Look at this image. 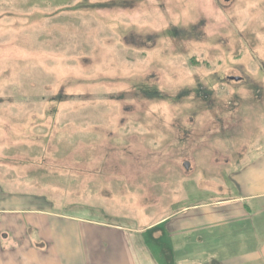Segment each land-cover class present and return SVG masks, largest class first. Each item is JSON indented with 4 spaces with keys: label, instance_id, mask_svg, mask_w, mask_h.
I'll use <instances>...</instances> for the list:
<instances>
[{
    "label": "rangeland",
    "instance_id": "1",
    "mask_svg": "<svg viewBox=\"0 0 264 264\" xmlns=\"http://www.w3.org/2000/svg\"><path fill=\"white\" fill-rule=\"evenodd\" d=\"M201 19L204 38L171 33ZM132 31L158 33L157 44ZM263 90L264 0H0L1 207L43 211L1 212V241L15 225L3 249L34 257L15 264H61L14 250L17 235L36 246L44 224L72 220L85 264H165L178 231L202 243L183 264H211L214 235L231 237L219 252L254 246L245 231L264 242V200L256 219L236 216L228 230L197 222L236 195L230 161L264 140ZM65 253L63 264H75Z\"/></svg>",
    "mask_w": 264,
    "mask_h": 264
},
{
    "label": "crops",
    "instance_id": "2",
    "mask_svg": "<svg viewBox=\"0 0 264 264\" xmlns=\"http://www.w3.org/2000/svg\"><path fill=\"white\" fill-rule=\"evenodd\" d=\"M260 79V78H259ZM264 92V90H263ZM262 99H264V93L262 96ZM244 156V155H243ZM231 165L236 164L233 166V169L228 172V178L230 180V185L232 187V192H236V195H232L229 197H225L218 201L211 202L210 205H212L213 208H223L222 211L214 212V210L211 214H209L205 219H197V222H200L201 224H205L204 226L200 227L199 229H207V230H213L218 227H222L228 230V224L231 223V221H238L241 222L244 220V218L248 221L251 219H256V217L251 214V211H253L254 207L257 202H262L264 200V140L259 143L258 148L255 152L251 153L248 157H237L236 160L230 161ZM11 196V195H9ZM10 202H6L1 207L0 202V214L3 212V214L8 213H42V210L37 209L36 207L28 208V207H7ZM232 212H235L233 214ZM231 214V215H230ZM237 216V217H236ZM254 216V217H252ZM237 219H234V218ZM252 217V218H251ZM255 222V220H252ZM77 220L69 221L66 225L62 222H56V223H49L47 222L45 225L46 240L41 239L38 242V245L34 246L29 242L24 241V237L22 238L20 235L19 239L20 241L17 242V248L14 250H17L21 247V253H24L25 251L30 252H40L44 253L46 252L48 258L53 256L54 259H60L61 264H63V259H67L65 256L67 251L69 253V258L74 260L75 264H85L84 259L86 258L84 256V242L82 240L81 231L78 228ZM37 226L35 223L33 226L31 224H25L23 225V236L30 234V231L32 230V227ZM14 224H7L5 226V229L10 232V234H3L4 238L3 241H1V223H0V260H10V264H15L17 261L28 259L32 260L34 257L31 253H28L25 255H14V254H8V252L3 249V242L12 235H15L14 232ZM53 228L55 232L58 235H54ZM199 229H194L195 231ZM40 230V229H39ZM49 230V231H48ZM226 230V231H227ZM38 231V230H35ZM193 231V230H192ZM244 232V234H240L241 241H244V243H247V241L250 243V239L253 238L254 246L248 247L245 250L240 251H231V250H219L216 251V248L218 246V242L228 243V240L231 239L229 236V232L226 234H221L219 236L214 235L210 240H207L206 243L208 244L206 247L208 248L206 251H210L209 254H207L209 258V261H211V264H264V242L259 239V237L256 238V234L250 233V231ZM51 235V237L49 236ZM238 235V234H237ZM55 237H62V238H55ZM64 237V239H63ZM93 237H89V241L93 244V248L91 250L92 252H95L96 254V248H95V240L92 239ZM92 239V240H91ZM240 241V242H241ZM257 242V243H256ZM61 244L62 251H59V254L54 256L52 254H49L51 252L55 245ZM199 243L201 241L195 237L193 239V236L184 235L182 231L175 232L173 234V237H171L169 244L170 248H168V251L165 252L167 254L165 259V264H183L185 262V259L188 257L185 256V254L191 255L194 250H197L199 246ZM211 243V244H210ZM49 244V245H48ZM202 244V243H201ZM195 245V246H194ZM190 246V251L187 253L182 252L183 248ZM204 248V247H203ZM214 248V249H213ZM60 249V248H59ZM13 250V251H14ZM90 252V251H89ZM220 254L221 258H215L216 256L214 254ZM164 254V255H165ZM228 254V255H227ZM184 255V256H183ZM197 255V252H196ZM227 255V256H226ZM199 255H197L198 257ZM143 257V256H142ZM187 257V258H186ZM196 257V256H195ZM196 257V258H197ZM97 258H101L97 256ZM132 260L131 264H138V258L136 257H129ZM145 259H152V256L148 253L144 256ZM197 259L189 258V261H186V264H196ZM200 260L198 259V262ZM65 262V261H64ZM100 264V261H91L89 264ZM153 264H157L155 262H152ZM2 264V263H1ZM162 264V263H160Z\"/></svg>",
    "mask_w": 264,
    "mask_h": 264
},
{
    "label": "flooded vegetation",
    "instance_id": "3",
    "mask_svg": "<svg viewBox=\"0 0 264 264\" xmlns=\"http://www.w3.org/2000/svg\"><path fill=\"white\" fill-rule=\"evenodd\" d=\"M230 1L231 0H226V2H230ZM208 23L209 22L206 19H201L199 20V23L189 22L187 24H181V26H177V25L171 26L170 30L171 33L176 38L181 37L182 39H189L190 37L195 38L197 35L204 38V36L207 35L206 28L208 27ZM135 33H136L135 31L130 32L129 37L133 39L141 40L142 42L139 43L141 45H144V47L146 45H151L150 47L154 48L153 46L157 44L156 40L159 38L158 33H153V32L150 33L149 31L144 34L136 33L137 35H135ZM182 44L183 43H180L177 47L182 48L183 47Z\"/></svg>",
    "mask_w": 264,
    "mask_h": 264
},
{
    "label": "water",
    "instance_id": "4",
    "mask_svg": "<svg viewBox=\"0 0 264 264\" xmlns=\"http://www.w3.org/2000/svg\"><path fill=\"white\" fill-rule=\"evenodd\" d=\"M187 165H189V164H187Z\"/></svg>",
    "mask_w": 264,
    "mask_h": 264
}]
</instances>
